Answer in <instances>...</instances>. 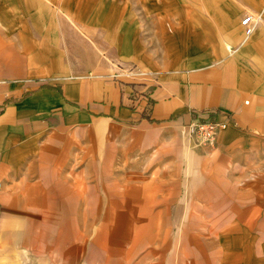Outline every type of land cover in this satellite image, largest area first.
<instances>
[{"label":"crops","instance_id":"0c3cea01","mask_svg":"<svg viewBox=\"0 0 264 264\" xmlns=\"http://www.w3.org/2000/svg\"><path fill=\"white\" fill-rule=\"evenodd\" d=\"M44 2L0 9V253L264 264V0Z\"/></svg>","mask_w":264,"mask_h":264},{"label":"rangeland","instance_id":"374dc122","mask_svg":"<svg viewBox=\"0 0 264 264\" xmlns=\"http://www.w3.org/2000/svg\"><path fill=\"white\" fill-rule=\"evenodd\" d=\"M39 1V2H38ZM136 1V0H135ZM36 3L31 2V0H3L1 2L0 0V9L5 8L7 11L6 15L13 16V11H22L23 19L22 21H28L29 22V16H30V8L31 6H34L35 9H48V4L44 2V0H35ZM1 3H4L5 6L1 5ZM53 5L50 6V9L55 10L59 9L58 3H52ZM33 10V8H32ZM27 14V15H25ZM253 16V15H252ZM246 17V16H245ZM142 19L138 17V21H141ZM148 24V20H147ZM119 67V66H118ZM120 66V69L122 71H125L127 67ZM125 69V70H124ZM128 73H131L132 70L127 71ZM38 233H42V229L39 226L38 227ZM39 248H42V251L37 253L33 252L31 253L26 249V243H23L22 245V251L21 253H0V264H155L157 262V258H148V259H142V258H135L129 257L126 258V253H86L85 259H80V261L77 260V258L74 259L73 256L67 257L68 253H52L51 249H49L50 253L46 252V248L44 247L46 244H43ZM173 254V253H171ZM189 258L184 256H178V257H167L166 258V264H189Z\"/></svg>","mask_w":264,"mask_h":264},{"label":"built area","instance_id":"2783aa9c","mask_svg":"<svg viewBox=\"0 0 264 264\" xmlns=\"http://www.w3.org/2000/svg\"><path fill=\"white\" fill-rule=\"evenodd\" d=\"M259 21H260L259 16H252V15H247L246 17L240 20V25L243 29L245 37H248L252 33L253 27ZM135 103H137V106H140L141 105L140 103H142L144 107H148L150 105L148 100L141 95H138L136 97ZM188 127L190 128L191 136L198 143H205L211 145L215 141L216 134L220 129V124L210 119H206L203 121L195 119L189 124Z\"/></svg>","mask_w":264,"mask_h":264}]
</instances>
